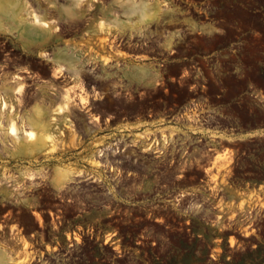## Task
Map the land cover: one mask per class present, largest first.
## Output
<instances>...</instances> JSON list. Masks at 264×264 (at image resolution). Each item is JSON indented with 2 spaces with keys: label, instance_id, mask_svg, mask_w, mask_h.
<instances>
[{
  "label": "rangeland",
  "instance_id": "rangeland-1",
  "mask_svg": "<svg viewBox=\"0 0 264 264\" xmlns=\"http://www.w3.org/2000/svg\"><path fill=\"white\" fill-rule=\"evenodd\" d=\"M21 1L25 19L34 23L36 4ZM204 1L212 19L207 22L214 24L205 31L188 21L189 34L170 37L164 47V56L178 49L184 50L179 57L200 56L195 58L200 70L179 63L173 69L184 76L177 78L160 67L153 75L137 66L136 87L152 88L147 93L81 92L80 79L88 76L83 72L70 75L73 87L52 95L49 83L42 100L28 101L23 80L0 76V95L5 91L13 107L12 112L0 109V253L12 252L19 264H264V0ZM176 5L154 0L155 12L141 16L143 27L159 23ZM11 32L5 28L0 35ZM176 41L189 45H170ZM81 52L90 62L96 56L105 62L88 45ZM18 85L23 86L20 98L14 93ZM118 85L117 90L123 88ZM67 90L73 102L56 115ZM80 97L87 100L84 107ZM35 107L54 138L53 155L18 154L6 133L10 115L29 123L36 118ZM189 107L190 115L179 118ZM65 124L64 140L58 135ZM214 131L223 133L210 139ZM251 132L258 135L234 138ZM123 134L130 139L164 135L170 145L161 154L127 148L100 167L97 148ZM64 166L72 173L56 186L54 171ZM34 173L39 176L28 180ZM4 174L12 177L4 181Z\"/></svg>",
  "mask_w": 264,
  "mask_h": 264
},
{
  "label": "flooded vegetation",
  "instance_id": "flooded-vegetation-1",
  "mask_svg": "<svg viewBox=\"0 0 264 264\" xmlns=\"http://www.w3.org/2000/svg\"><path fill=\"white\" fill-rule=\"evenodd\" d=\"M33 2L36 4L33 8L38 15L31 13V17L33 19L35 15L37 23L44 27L42 31L45 29L48 31L52 38L50 44L40 51L30 52L27 47L14 42L13 32L5 36L0 35V76L7 74L10 78L23 80L28 101L35 98L38 101L42 100L45 97L46 85L49 83H53L54 92H48L52 95L59 94L64 87H73L74 78L70 75L83 72L88 76L80 79L81 92L84 90L90 94L101 92L111 95L147 93L152 88L140 90L136 87L137 66L149 69L153 75H157L160 67L164 71L173 72L177 78L184 76L173 69L179 63H185L193 70L192 72L200 70L196 67L200 62L195 60L200 56L179 57L178 53L184 51L179 49L171 50L164 56L166 52L164 47L170 37L179 36L183 32L189 34L188 21L203 27L214 24L207 22L212 19L206 16V10L202 7L205 4L204 0L197 3L188 0H166L168 3L177 4L176 7L169 8L168 16L159 23L151 21L144 27L141 16L143 14L151 16L155 12L154 0H33ZM68 6L80 15L78 20H68L61 12L62 8ZM38 16L40 19L47 18V21H40ZM33 22L36 23L34 19ZM84 45L104 56L105 62L97 56L96 60L92 57L90 62L88 53L81 52V46ZM170 45L187 47L189 43L176 41ZM61 49L74 59L71 66L57 67L53 64L54 52ZM191 62L193 64L189 65ZM53 70L63 73L54 76ZM116 71L118 76H111ZM117 82H121L118 87L122 86V89L117 90L115 86ZM157 85L156 83L154 89ZM66 93L69 94L70 91L67 90ZM69 97L72 103L73 98L70 94ZM33 103H30V106H33Z\"/></svg>",
  "mask_w": 264,
  "mask_h": 264
},
{
  "label": "bare ground",
  "instance_id": "bare-ground-1",
  "mask_svg": "<svg viewBox=\"0 0 264 264\" xmlns=\"http://www.w3.org/2000/svg\"><path fill=\"white\" fill-rule=\"evenodd\" d=\"M33 19L35 20V22L37 23L38 22V19L37 17L34 15L33 16ZM6 82V81H5ZM2 89L5 86V84H2ZM1 87V86H0ZM5 90V88L3 89ZM22 91H23V87L22 85H18L15 89H14V93L20 98L21 95H22ZM5 92V91H4ZM4 92L3 95L1 96L0 95V109L1 110H5L6 108L9 109V112H12L13 111V107L11 106V104H8L7 101H6V98L4 96ZM6 93V92H5ZM11 93V92H10ZM13 96V95H12ZM9 97V96H8ZM17 99L18 100V103L20 104L21 101L20 99ZM11 101V100H10ZM9 101V102H10ZM72 99H70L69 97V94L66 93L64 96L61 97V102L56 104V107L54 109V114H62L64 112H66L70 105H71V102ZM80 102L82 103H79L80 105H82L83 107L87 104L86 103V100L84 99H80ZM70 104V105H69ZM19 106V105H18ZM19 111V110H18ZM4 114V113H3ZM10 114V113H9ZM12 114V113H11ZM18 115V114H17ZM41 115H42V111H41V108L40 107H35V120L34 121H30L29 123H25V121L23 122L21 120V118H18L17 119V116L12 117V115H10L9 117V120H8V124H7V127H6V133L8 134V136L12 137L14 139V143H15V146L17 148V153L18 154H21L22 152H25V151H31V152H35V153H42L43 155H48V154H52L55 149H54V146L53 144H51L52 142V135L51 133H48L47 132V124L45 122L42 121L41 119ZM6 116V115H5ZM20 116V115H19ZM18 116V117H19ZM4 118V117H3ZM23 119V118H22ZM51 121H54L55 118L54 117H51L49 118ZM7 120V119H6ZM32 120V119H31ZM48 120V121H50ZM97 120V119H95ZM53 123V122H51ZM1 124H2V121H1ZM2 127V125L0 126ZM70 129V128H69ZM5 130V129H4ZM71 130V129H70ZM1 131V130H0ZM72 131V130H71ZM120 131H123V130H120ZM73 132V131H72ZM1 133V132H0ZM3 135V134H2ZM26 137L25 141L23 142L21 140V137ZM54 136V135H53ZM1 137V136H0ZM55 137V136H54ZM74 137V136H73ZM2 138V137H1ZM0 138V139H1ZM54 139V138H53ZM2 141V140H0ZM73 141V140H72ZM4 142V141H3ZM6 142V141H5ZM13 143V144H14ZM46 143H50L48 145V148L47 149H43L44 148V145ZM47 146V145H46ZM56 146V145H55ZM6 147V146H5ZM71 147V146H70ZM11 148V145L9 147V149ZM12 151V150H11ZM56 152V151H55ZM53 155V154H52ZM55 155V154H54ZM34 156V155H33ZM24 158V157H23ZM52 158V157H51ZM95 163V162H94ZM93 163V164H94ZM99 165V164H98ZM93 166V165H92ZM69 168V166H68ZM72 169V168H71ZM70 169V171H71ZM39 171V170H38ZM6 172V171H5ZM3 173V172H2ZM7 173V172H6ZM21 173V172H20ZM28 173V172H27ZM32 173V172H31ZM70 173L69 170L67 168L64 167H57L54 171V174H53V184L56 185V186H59L60 184H64L68 181V179L70 178ZM78 173V172H77ZM10 174H11V171H10ZM44 174V173H42ZM42 174L40 176H42ZM75 174V173H73ZM5 175V174H4ZM38 174L34 173V174H28L27 178L28 180H33L35 179ZM80 173H78L76 176H79ZM17 176V175H15ZM21 176V175H20ZM39 176V175H38ZM12 176H3L2 180L4 179H9L11 178ZM22 177V176H21ZM73 177V176H72ZM17 178V177H16ZM41 178V177H40ZM14 179V178H13ZM27 180V179H26ZM27 180V181H28ZM14 181V180H12ZM35 181V180H34ZM2 182V181H1ZM7 182H9L7 180ZM18 182V181H17ZM23 182V181H22ZM12 182H10L9 184H11ZM31 183V182H30ZM22 184V183H21ZM33 184V183H32ZM20 185V184H19ZM18 185V186H19ZM50 185V184H49ZM17 186V185H16ZM22 186V185H21ZM10 187V186H9ZM15 187V186H14ZM20 187V186H19ZM23 188V187H22ZM26 188V187H25ZM1 189V187H0ZM28 189V188H27ZM21 190V188H20ZM16 192V191H15ZM19 192V190H18ZM17 194V193H16ZM12 195V193H11ZM18 196V195H17ZM12 198V197H11ZM11 200V199H10ZM17 201V200H16ZM20 201V199H19ZM7 202V201H6ZM5 202V203H6ZM13 202V201H12ZM15 202V201H14ZM1 203V202H0ZM3 203V202H2ZM6 206V205H5ZM68 238V237H67ZM76 240V242L79 241V238L78 237H75L74 238ZM24 248L27 247V244L24 242L23 244ZM3 250V249H2ZM5 250V249H4ZM7 252V251H6ZM5 254H2L0 253V264H19L21 263V261H14L13 259V256H12V252L10 253H6Z\"/></svg>",
  "mask_w": 264,
  "mask_h": 264
},
{
  "label": "crops",
  "instance_id": "crops-1",
  "mask_svg": "<svg viewBox=\"0 0 264 264\" xmlns=\"http://www.w3.org/2000/svg\"><path fill=\"white\" fill-rule=\"evenodd\" d=\"M24 1V0H23ZM62 13L66 15L68 20L79 19L80 15L76 13L71 6L62 8ZM27 14V7L21 0H0V30H11L16 32L20 44L23 47H27L30 52L40 51L44 49L51 41V36L45 29L34 27V23L25 19ZM40 21H47V18L40 19ZM207 30V26L204 27ZM53 64L55 66H71L74 63V59L68 56L63 49L54 52ZM216 135L214 137L208 136L210 139H218L222 135L221 131H214ZM258 135L255 132L240 134L239 138H252ZM227 136V135H226Z\"/></svg>",
  "mask_w": 264,
  "mask_h": 264
},
{
  "label": "built area",
  "instance_id": "built-area-1",
  "mask_svg": "<svg viewBox=\"0 0 264 264\" xmlns=\"http://www.w3.org/2000/svg\"><path fill=\"white\" fill-rule=\"evenodd\" d=\"M192 111V108H185L184 111L179 114V118H183V117H188L190 114V112ZM68 120V119H67ZM73 126V124H70ZM66 124L62 125V128L59 131V138L61 139H66V135H68L65 131H66ZM74 131V129H72ZM127 132V131H126ZM137 135V134H136ZM130 135H121L120 138H117V140H114L112 142H106L103 143L102 145H100L97 148L96 151V162L99 164L100 167H105L106 163L105 160L107 159V157L109 155L112 154H118V153H122L124 152L127 148H132L133 150H139L140 148H142L143 150H147L150 151L151 153H156V154H161L163 153V148L168 147L170 145L169 139L168 137L166 138V136L164 135H160L161 137H159L158 139L153 136L152 134H147V135H143L140 134L139 138H135V139H130L129 137ZM159 142L161 144V146H159L158 149V145ZM145 146V147H144Z\"/></svg>",
  "mask_w": 264,
  "mask_h": 264
}]
</instances>
